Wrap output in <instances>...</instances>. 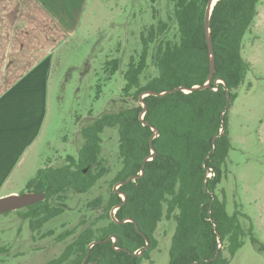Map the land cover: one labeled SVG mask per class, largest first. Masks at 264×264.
<instances>
[{
	"label": "trees",
	"instance_id": "16d2710c",
	"mask_svg": "<svg viewBox=\"0 0 264 264\" xmlns=\"http://www.w3.org/2000/svg\"><path fill=\"white\" fill-rule=\"evenodd\" d=\"M207 1L170 0L173 10L169 20L157 21L140 36V51L129 58L121 73L120 94L127 105L93 117L80 129L82 140L76 156L67 155L60 165L49 160L50 164L38 169L26 183L31 191L63 201L70 193H88L109 172L110 165L102 153V134L107 128L115 129L117 160L114 166L117 169L110 178L109 190L106 195L96 194L86 202L87 209H94L97 214L91 221L81 217L73 229L63 233L61 238L72 233L77 235L57 257L44 264H81L90 242L95 240L101 242L91 246L87 262L140 264L148 260L151 263L150 254L158 249L155 232L163 220L174 222L166 264H227L224 247L233 256L243 244L247 230L240 222L238 211L227 213L225 193L219 185L226 175V159L232 148L228 137V108L250 70V62L243 58L244 37L252 31L260 0H217L210 16L215 55L211 87L191 92L178 90L162 96L146 95L143 120L148 124L140 119L141 93L164 92L179 86L189 88L206 80L204 13ZM170 20L175 22L172 39L165 37ZM149 58L156 73L142 82ZM119 65L118 58L104 63L107 79L118 71ZM224 83L230 92V102L224 111V131L219 135L221 113L227 103ZM249 86L247 82L246 87ZM131 98L133 103H129ZM152 127L158 130L152 140L156 156L146 161L141 177L123 183L114 192L116 182L140 173L142 160L151 152ZM214 135L217 139L211 152ZM207 173L210 176L206 177ZM121 193L126 196L123 204ZM118 204L121 205L115 210L116 220L133 219L144 236L133 222L120 224L112 219L111 209ZM61 211V208L46 209L44 218L38 215L32 223L33 229ZM248 234L257 249L264 251V244L253 236L250 228ZM109 236L116 237L115 242L111 238L102 241ZM145 237L149 247L136 255L145 246ZM218 239L221 241L219 254L216 259L208 260L215 254Z\"/></svg>",
	"mask_w": 264,
	"mask_h": 264
},
{
	"label": "rangeland",
	"instance_id": "374dc122",
	"mask_svg": "<svg viewBox=\"0 0 264 264\" xmlns=\"http://www.w3.org/2000/svg\"><path fill=\"white\" fill-rule=\"evenodd\" d=\"M78 7L73 31L52 48L48 108L41 134L20 169L15 171L13 181L3 183L0 196L31 192L26 183L38 169L49 165V160L60 165L67 155H77L82 126L102 112L127 105L120 94L121 73L129 58L140 51V36L157 21L169 20L173 10L170 0H79ZM257 9L252 31L244 37L243 58L250 62V70L228 108V137L232 148L226 159V175L219 187L225 193L227 213L231 215L235 210L240 213V222L247 234L233 256L224 247L227 264H264V251L257 249L248 234L250 228L253 236L264 244V0H260ZM41 15L31 12V17L38 20H42ZM174 31L175 22L170 20L165 37L172 39ZM153 47L154 44L150 47L151 54ZM115 58L120 59L119 69L107 79L104 63ZM155 73L149 58L141 81ZM133 102L129 99V103ZM102 137V153L110 165L109 172L88 193L69 194L66 213L45 224L40 231L41 234L56 228L55 234L39 236L36 233L33 239L28 219L21 213L0 214V264H44L70 240L56 243V234L76 225L81 217L88 221L94 218L97 211L87 209L86 202L96 194H107L110 178L117 169L114 166L117 133L107 128ZM173 229V221L159 223L155 232L158 249L150 254L152 262L143 260L140 264H166Z\"/></svg>",
	"mask_w": 264,
	"mask_h": 264
},
{
	"label": "crops",
	"instance_id": "0c3cea01",
	"mask_svg": "<svg viewBox=\"0 0 264 264\" xmlns=\"http://www.w3.org/2000/svg\"><path fill=\"white\" fill-rule=\"evenodd\" d=\"M64 1L0 0V189L41 134L52 48L73 31L79 9V0Z\"/></svg>",
	"mask_w": 264,
	"mask_h": 264
},
{
	"label": "water",
	"instance_id": "95a60500",
	"mask_svg": "<svg viewBox=\"0 0 264 264\" xmlns=\"http://www.w3.org/2000/svg\"><path fill=\"white\" fill-rule=\"evenodd\" d=\"M216 1L215 0H208L207 4H206V7H205V13H204V34H205V41H206L207 53H208V74H207L206 80L202 84L193 85L192 87H189V88L179 86V87H175L173 89H170V90H167V91H164V92L146 91V92L141 93L139 95V103L142 104L143 109H142V111L140 113V119H141V121L143 123L148 124L147 122H145L143 120V115H144V113L146 111V105H145V103L143 101V97L144 96L150 95V94L162 96L164 94L175 92V91H178V90H181V91H184V92H191V91H194V90H203L205 88H210L211 87L210 85H211V81L213 79V75H214V71H215V55H214L213 43H212V39H211L210 16H211L212 8H213L214 4L216 3ZM224 85H225V95H226L227 103L225 104L224 110L221 113V127L219 129V135L223 134V131H224V111L228 107L229 102H230L229 89L227 88L225 83H224ZM212 89L216 90L217 88H212ZM152 130H153V133H152V135L150 137L151 152H150V154L148 156H146L142 160L140 173L138 175L130 176V177L126 178L124 181L116 182L114 184V186H113L114 192H117L118 186L122 185L123 183L131 181V180H133L135 178L141 177L143 175V173H144V166H145L146 161L151 160V159H153L156 156V151H155V149L152 146V140H153V138L156 135H158V130L155 127H152ZM216 139H217V135H214L213 138H212V149H211V152L214 151V149H215ZM208 155H207V157H208ZM208 176H210V173L206 174V177H208ZM205 184H206V182H205ZM121 195H122V198H123V202L121 204H123L125 199H126V196H125L124 193H121ZM44 198H45V194L44 193H38V192H34V191L24 192V193H10V194H6V195H3V196H0V214L6 213V212H9V211H12V210L24 207V206H28V205L34 204V203H36L38 201H42ZM212 199H214V195L213 194H212ZM121 204H118V205L114 206L111 209V217H112V219L114 221H116L117 223H120V224L124 223L125 221L133 222L135 224L136 230H138L140 232V234L142 236H144V234L139 230V227L137 226V224L135 223V221L133 219H127L126 218V219H123V220H116L115 215H114L115 214V210ZM215 232H216V234L218 236L217 230ZM110 238H113V240L115 242L116 237H114V236H111V237L109 236V237L105 238L102 241H107ZM145 241H146L145 246L139 252H137L136 255H141L143 253V251L149 247V240L146 237H145ZM99 242H101V241L100 240H95V241L90 242V244H89V246L87 248V254H86L82 264H85V261H86L88 255H89V251H90L91 246H93L94 244L99 243ZM220 247H221V241L218 239V245H217L215 254H214V256L212 258H210L208 260H214V259L217 258L218 254H219ZM117 249H119V248H117Z\"/></svg>",
	"mask_w": 264,
	"mask_h": 264
},
{
	"label": "flooded vegetation",
	"instance_id": "af4514ba",
	"mask_svg": "<svg viewBox=\"0 0 264 264\" xmlns=\"http://www.w3.org/2000/svg\"><path fill=\"white\" fill-rule=\"evenodd\" d=\"M32 190V189H31ZM30 190V191H31ZM69 197L67 199H65L64 201L63 200H59L58 198L56 197H52V198H44L42 201H38L34 204H31V205H28V206H24V207H21V208H18V209H15V210H12V211H16L15 214L17 213H21L23 215V218H26L28 219V226H29V230H30V236L35 239V235L36 233H39V236H49V235H52V234H55V229L56 228H49L46 232L44 233H41L40 234V231L42 229V227L46 224L48 225L51 221L55 220L56 218L58 219L59 216H61L62 214L66 213V204H67V201H68ZM49 208H61L62 211L56 215H53L51 217H48L47 219H44V221L42 222V224L40 225L39 228L37 229H33L32 227V223H34L36 221V219H38L39 217H43L46 215V209L48 210ZM20 210V211H19ZM10 212V211H9ZM77 212H79V209L77 210ZM38 215H40L38 217ZM80 220V219H79ZM79 222V221H78ZM78 224V223H77ZM76 224V225H77ZM64 225V224H63ZM73 225V224H72ZM76 225H73L71 227H68V228H65L63 231H60L58 234H56L54 240L56 243H59V242H65L67 238H70V240H67V242L65 243L64 247L62 248V250L70 243L74 240L75 236L77 234L75 233H72L71 235L69 236H66L65 238H61L62 234L63 233H66L68 231H70L71 229H73ZM112 241L114 242L113 238H111ZM37 246V245H36ZM42 248V247H40ZM44 249V248H42ZM117 249V248H116ZM62 250L60 251V253L62 252ZM60 253H58L57 255H55L54 257L48 259V260H51L55 257H57ZM88 258V257H87ZM47 260V261H48ZM84 260V259H83ZM46 261V262H47ZM68 262V260H67ZM83 262V261H82ZM94 264L93 262L91 261H88L87 262V259L85 261V264ZM82 264V263H81Z\"/></svg>",
	"mask_w": 264,
	"mask_h": 264
},
{
	"label": "bare ground",
	"instance_id": "6f19581e",
	"mask_svg": "<svg viewBox=\"0 0 264 264\" xmlns=\"http://www.w3.org/2000/svg\"><path fill=\"white\" fill-rule=\"evenodd\" d=\"M216 1V0H215Z\"/></svg>",
	"mask_w": 264,
	"mask_h": 264
}]
</instances>
